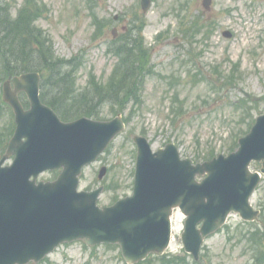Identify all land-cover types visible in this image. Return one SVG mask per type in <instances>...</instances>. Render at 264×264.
Here are the masks:
<instances>
[{"label":"rangeland","instance_id":"374dc122","mask_svg":"<svg viewBox=\"0 0 264 264\" xmlns=\"http://www.w3.org/2000/svg\"><path fill=\"white\" fill-rule=\"evenodd\" d=\"M39 1L46 9L35 20L32 34L40 29L51 39L58 56L67 59L76 56L69 69L74 90L61 87L48 68L42 70L43 78H48L45 87L48 99L65 112L89 110L108 118L116 109L129 105L123 111L129 120L126 133L117 138L98 162L85 168L81 180V188L94 189L100 184L97 177L100 167L112 166L104 183H111L118 190H106L101 195V205L131 194L136 146L131 138L128 140V134H144L154 149L176 142L183 157L196 160L227 152L234 135H244L249 131V123L264 111V0H213L209 9L203 6L204 0H152L147 13L143 12L140 0ZM5 4L15 18V10L18 12L28 3L7 0ZM131 21H135L136 41L116 42ZM114 28L117 37H113ZM224 31L231 32V36L224 35ZM113 43H121L132 51L131 58L127 56L124 60L132 68L135 66L132 95L125 91L116 97L110 94V73L116 59L113 53H107L106 46ZM3 55L4 52L0 54V89L8 76L22 73H14V69L26 63L17 61L19 65L14 68ZM235 61L241 65L234 67ZM29 63L37 69L42 66L35 55ZM151 63L153 73L149 74ZM197 69L200 72L194 78ZM89 71L102 81V87L85 88L92 78ZM242 89L260 100L251 102ZM139 90L143 97L136 103L132 98ZM60 93L64 95L59 96ZM175 93L184 99L182 111L177 110ZM172 106L176 110L175 122L170 113ZM11 122L10 111L0 110V132L4 129L8 132ZM259 168L253 164V169ZM49 176L45 173L41 178ZM252 201L262 209L264 219V178ZM183 219L179 211L174 213L173 241L168 252L172 257L154 255L140 264H170V260L172 264H264V236L258 245H253L244 232L254 226L245 224L237 214L231 215L228 224L206 240L200 263L192 257L180 263ZM87 247L82 241L65 244L45 261L29 264H127L119 247L107 244Z\"/></svg>","mask_w":264,"mask_h":264},{"label":"water","instance_id":"95a60500","mask_svg":"<svg viewBox=\"0 0 264 264\" xmlns=\"http://www.w3.org/2000/svg\"><path fill=\"white\" fill-rule=\"evenodd\" d=\"M142 4L147 10L150 0ZM39 80L38 73H27L4 84L17 128L0 161V264L38 261L60 243L76 239L89 245L119 244L126 261L134 264L169 247L176 208L187 216L182 233L185 250L199 259L205 237L219 229L231 212L245 220L258 218L250 198L264 173V114L239 139L236 151L198 164L182 159L175 143L153 152L145 137L135 135L133 195L100 208L101 189L78 192L79 174L123 129L121 117L62 123L41 103ZM21 90L29 96V110L19 101ZM12 154L14 163L2 167ZM252 161H263L260 172L251 170ZM57 167L63 170L56 181L36 182L41 171ZM197 176L204 178L199 181Z\"/></svg>","mask_w":264,"mask_h":264},{"label":"trees","instance_id":"16d2710c","mask_svg":"<svg viewBox=\"0 0 264 264\" xmlns=\"http://www.w3.org/2000/svg\"><path fill=\"white\" fill-rule=\"evenodd\" d=\"M6 2L7 0H0V3H3V5H0V54L4 52L3 56L13 63L14 68L19 65L17 61H26L20 69L15 68L14 73L17 71L25 72L38 69L42 71L48 68L49 73L57 74L61 83H64L66 87L70 86L71 70L69 69L72 67L73 60L76 58L68 60L58 57L55 54L51 40L47 36H44L45 34L42 30L38 29L39 31H35V35L32 34L35 18L43 15V6L37 4L33 0H28V4L21 8L16 13L15 18H13L10 13L11 10L6 7ZM127 41L133 43L134 37L132 35L128 36ZM115 53L121 57L122 61H120L111 78L110 94L116 97L121 92L125 91L127 95H132L135 83V66L132 68L130 63L127 61V63L124 62L127 56L131 58L132 51L129 50L128 47H124L120 44L115 47ZM33 55L36 56L39 62H42V66H39L38 69L35 65L29 63L32 62ZM146 60L149 62L148 54H146ZM142 87L143 85H141V88ZM63 95V93L59 94V96ZM71 97L72 96H70V99ZM132 99L135 100L136 103L141 101L140 90ZM123 107H125V105ZM79 110L80 109H77L71 112L60 111V114L64 119H73L81 113L98 115L95 111H83L79 113ZM7 128L8 132L7 129H4V131L0 133V155L5 151L8 139L12 134L13 126H8ZM211 157L212 155L210 154L207 158Z\"/></svg>","mask_w":264,"mask_h":264}]
</instances>
